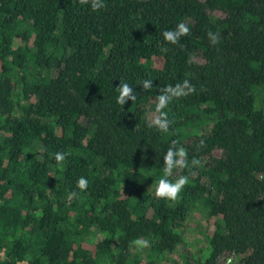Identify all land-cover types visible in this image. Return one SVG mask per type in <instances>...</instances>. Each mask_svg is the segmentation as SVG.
Returning <instances> with one entry per match:
<instances>
[{
    "label": "trees",
    "instance_id": "1",
    "mask_svg": "<svg viewBox=\"0 0 264 264\" xmlns=\"http://www.w3.org/2000/svg\"><path fill=\"white\" fill-rule=\"evenodd\" d=\"M103 2L0 0V264H155L194 206L208 253L182 264H264V0ZM181 22L190 33L166 42ZM184 80L195 91L164 109L169 131L149 127ZM173 141L189 164L168 177L189 176L174 202L154 196Z\"/></svg>",
    "mask_w": 264,
    "mask_h": 264
},
{
    "label": "clouds",
    "instance_id": "2",
    "mask_svg": "<svg viewBox=\"0 0 264 264\" xmlns=\"http://www.w3.org/2000/svg\"><path fill=\"white\" fill-rule=\"evenodd\" d=\"M81 5L88 4L90 2L92 11H98L105 7L103 0H79ZM190 33L189 27L185 23H178L174 30H165L163 32V38L166 42L171 44H177L181 37ZM211 38V43L216 44L219 42V34H213L211 31L208 33ZM144 91H148L153 87V81L146 79L140 85ZM118 96L116 102L124 106L129 100L134 101L136 96L134 95L133 88L126 82L120 81L116 87ZM195 88L190 84L188 80H184L182 83L173 85H167L160 90V94L156 97L155 113L149 127H155L159 132L165 133L169 131L171 121L168 119V113L164 111L174 99L187 96L193 93ZM203 141H201V147ZM66 153L58 152L54 154V158L57 164L60 165L66 158ZM187 150L183 146H178L177 142L173 141L163 156V178L156 182L154 196L157 199H164L169 201H176L180 192L189 183L188 175H180L172 182L168 177L172 176L173 169H186L189 167L187 160ZM200 163L199 160L194 159L192 166H196ZM77 188L81 191L87 189L88 181L84 177H80L77 181ZM70 198L76 196L75 192L69 194ZM136 248L142 250L149 247V242L146 239L136 238L132 242ZM228 264H231L229 259Z\"/></svg>",
    "mask_w": 264,
    "mask_h": 264
},
{
    "label": "rangeland",
    "instance_id": "3",
    "mask_svg": "<svg viewBox=\"0 0 264 264\" xmlns=\"http://www.w3.org/2000/svg\"><path fill=\"white\" fill-rule=\"evenodd\" d=\"M216 15L220 14L216 13ZM154 113L150 111V119L153 118ZM213 154L218 156L219 152L214 151ZM211 232L212 225L204 211H200L197 206L191 207L184 225V243L172 253L166 254L161 262H155V264H182L187 257L195 261L199 258L203 259L208 253L207 238Z\"/></svg>",
    "mask_w": 264,
    "mask_h": 264
},
{
    "label": "built area",
    "instance_id": "4",
    "mask_svg": "<svg viewBox=\"0 0 264 264\" xmlns=\"http://www.w3.org/2000/svg\"><path fill=\"white\" fill-rule=\"evenodd\" d=\"M3 253V252H2Z\"/></svg>",
    "mask_w": 264,
    "mask_h": 264
}]
</instances>
